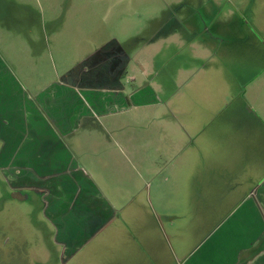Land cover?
<instances>
[{
	"label": "crops",
	"instance_id": "obj_1",
	"mask_svg": "<svg viewBox=\"0 0 264 264\" xmlns=\"http://www.w3.org/2000/svg\"><path fill=\"white\" fill-rule=\"evenodd\" d=\"M166 11L157 30L177 33L190 13ZM15 51L0 31V180L43 197L34 224L38 243L29 244L35 264H49L54 255L56 264H264V158L243 120L251 115L259 135L256 75L214 72L206 57L175 56L174 89L164 102L154 78L135 84L128 77L126 42L95 45L44 89L11 66ZM214 63L219 68L221 60ZM136 110L149 121L141 127V149L125 133ZM111 151L122 156L125 171L141 176L171 151L177 187L166 205L183 212L155 209L147 182L109 186L102 154ZM179 217L194 226L192 234L210 227L198 239L181 238ZM166 221L175 242L170 252Z\"/></svg>",
	"mask_w": 264,
	"mask_h": 264
},
{
	"label": "rangeland",
	"instance_id": "obj_2",
	"mask_svg": "<svg viewBox=\"0 0 264 264\" xmlns=\"http://www.w3.org/2000/svg\"><path fill=\"white\" fill-rule=\"evenodd\" d=\"M178 9L191 14L185 25L177 33H168L167 28L158 31L161 14ZM0 31L6 42L11 40L15 44V62L11 66L18 69L21 76L30 75L33 82L36 80L38 89L59 81L67 67L91 52L95 45L112 39L128 43L131 49L132 70L128 77H134L135 84L154 78L156 84L163 86L164 102L174 89L177 67L172 60L175 56L183 60L206 57L205 62L208 66L211 62L214 72L238 73L243 78L256 75L255 84L261 90L259 105H255L261 114L259 135L252 130L256 121L251 115L246 114L243 120L244 125L249 124L250 136H258V145L254 148L261 159L264 158V0H0ZM189 40L191 44L187 46ZM173 44L179 45L180 51L176 53ZM204 44L208 48L204 49ZM215 57L221 60L219 68L214 63ZM165 61L167 64L162 66ZM141 68L145 75L139 73ZM169 104L172 105V101ZM132 116L135 118L127 121L125 133L131 136V147L141 149L144 148L140 141L143 138L141 127L149 121L140 110L132 112ZM153 120L158 122L156 113ZM102 155H105V171L109 173L105 177L103 171L104 179L115 191L122 187L141 188L147 182L155 209L170 210L171 214L183 212L181 208H171L172 202L166 205L174 194L173 187H177L172 175L174 154L171 151L159 161L158 169L150 168L152 171L142 176L132 170L125 171L118 152ZM157 195L160 196L158 202L155 201ZM16 197L17 193L0 180V264H35L34 260L39 258H34L35 251H29V244L38 243L35 229L39 226H29L32 218L37 220L38 204L43 197L29 193L31 200L26 207L21 206ZM176 223L181 238L192 234L194 226L187 224L184 217H179ZM165 227L166 250L170 252L175 248L174 236L172 239L167 221ZM209 227L200 226L192 235L198 239ZM192 243L190 239L185 246ZM21 249H27L31 256L17 254ZM49 264H56L55 255Z\"/></svg>",
	"mask_w": 264,
	"mask_h": 264
},
{
	"label": "flooded vegetation",
	"instance_id": "obj_3",
	"mask_svg": "<svg viewBox=\"0 0 264 264\" xmlns=\"http://www.w3.org/2000/svg\"><path fill=\"white\" fill-rule=\"evenodd\" d=\"M15 192V191H14ZM17 193V197H16V199L18 200V201H20V203H25V204H27V201L29 200H31V197H28V194L29 193H33V192H26V193H24V192H22V193H20V192H15V194ZM39 205V204H38ZM27 206V205H26ZM37 207V206H36ZM3 208H4V206L2 207V210H3ZM31 219V218H30ZM31 222H32V224L34 225L35 224V219L34 218H32L31 219ZM34 226H38V225H34Z\"/></svg>",
	"mask_w": 264,
	"mask_h": 264
}]
</instances>
